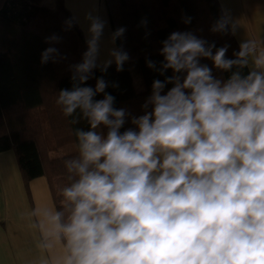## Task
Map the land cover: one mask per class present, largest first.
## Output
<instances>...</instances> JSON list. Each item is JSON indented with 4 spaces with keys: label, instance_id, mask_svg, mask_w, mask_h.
<instances>
[{
    "label": "clouds",
    "instance_id": "1",
    "mask_svg": "<svg viewBox=\"0 0 264 264\" xmlns=\"http://www.w3.org/2000/svg\"><path fill=\"white\" fill-rule=\"evenodd\" d=\"M84 19L87 51L72 66V88L61 89L56 100L66 117L79 110L89 126L76 130L78 156L65 161L76 177L62 190L70 215L64 222L63 211L40 213L45 237L66 249L60 264H264V51L246 76L235 72L221 81L201 59L224 71L243 68L255 43L242 42L229 59L227 45L213 54L215 44L172 32L162 42L160 74H173L153 81L143 105L151 110L121 131L127 114L113 107L108 83L97 78L93 89L87 81L113 62L123 71L130 57L112 47L100 61L107 22L95 8ZM228 23L222 17L212 31H226ZM125 31L111 34L112 45ZM59 56L48 47L41 63ZM167 84L173 86L165 92Z\"/></svg>",
    "mask_w": 264,
    "mask_h": 264
},
{
    "label": "trees",
    "instance_id": "2",
    "mask_svg": "<svg viewBox=\"0 0 264 264\" xmlns=\"http://www.w3.org/2000/svg\"><path fill=\"white\" fill-rule=\"evenodd\" d=\"M112 33L118 28L126 29L116 40L117 48L129 55L123 71L116 70V64L101 72L97 67L87 85L93 89L97 78L108 83L105 89L114 98L113 107L126 111L125 125L121 129L134 128L131 118L151 110L149 101L154 80L164 81L173 73L169 69L160 74L163 56L160 50L163 41L172 32H192L195 36L215 44L216 49L228 46L226 57L234 59L239 48L229 28L226 31H212L223 17L217 0H103ZM191 22L184 23L185 18ZM147 21L142 26L141 21ZM71 21V26L68 23ZM53 35L59 42H48ZM48 47L58 50L57 62L41 63V54ZM87 43L62 0H53L49 7L44 0H0V152L13 150L17 165L25 184L31 179L44 177L49 185L55 209L64 212L67 222L70 207H63V188L76 179L68 173L65 161L78 156L75 132L88 130V123L79 110L72 117L63 114L56 103L61 89H71L73 65L82 62ZM60 57H64L61 59ZM152 61L155 68L148 67ZM212 69L216 79L227 81L233 73L246 76V67L233 66L224 71L213 66L210 59H201ZM132 73L140 76L143 90L137 92L133 86ZM113 85H117L114 87ZM173 85L167 84L166 92ZM98 94L96 99H102ZM39 111L44 113L51 135V148L45 142ZM77 120V123H73ZM100 131L106 135L107 129ZM73 145L74 151L60 157H50V150Z\"/></svg>",
    "mask_w": 264,
    "mask_h": 264
},
{
    "label": "crops",
    "instance_id": "3",
    "mask_svg": "<svg viewBox=\"0 0 264 264\" xmlns=\"http://www.w3.org/2000/svg\"><path fill=\"white\" fill-rule=\"evenodd\" d=\"M47 3L49 7L53 5ZM83 40H87L86 12L97 9L106 20L100 44V61L109 59L112 34L103 0H62ZM223 17L229 18L228 28L240 50L245 41L255 43L256 49L248 57V71L255 68L254 58L264 51V0H217ZM235 28L233 33L232 29ZM112 64H115L113 62ZM111 64V65H112ZM69 152L74 146L69 145ZM55 208L51 191L44 177L31 179L26 184L17 165L13 150L0 152V264H60L66 255L63 242L46 238L40 227L44 209Z\"/></svg>",
    "mask_w": 264,
    "mask_h": 264
},
{
    "label": "rangeland",
    "instance_id": "4",
    "mask_svg": "<svg viewBox=\"0 0 264 264\" xmlns=\"http://www.w3.org/2000/svg\"><path fill=\"white\" fill-rule=\"evenodd\" d=\"M47 3L51 4L50 1H46V5H47ZM132 78H133L134 89L137 92L142 91L144 88H143V84H142V81L140 79V76L136 73H132ZM39 115H40V121H41L43 136H44L46 144L48 145V147L50 149L52 139H51V135L49 132V128H48L44 113L42 111H39ZM69 148H70L69 146H65V147L57 149V150H50L49 156L54 158V157H60L63 155H67Z\"/></svg>",
    "mask_w": 264,
    "mask_h": 264
}]
</instances>
